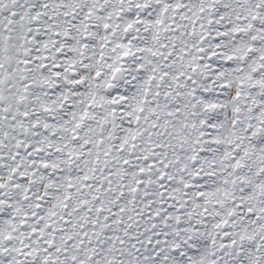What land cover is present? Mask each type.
Here are the masks:
<instances>
[{"label": "snow or ice", "instance_id": "1", "mask_svg": "<svg viewBox=\"0 0 264 264\" xmlns=\"http://www.w3.org/2000/svg\"><path fill=\"white\" fill-rule=\"evenodd\" d=\"M0 264H264V0H0Z\"/></svg>", "mask_w": 264, "mask_h": 264}]
</instances>
